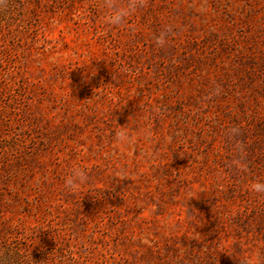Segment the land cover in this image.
<instances>
[{
    "label": "rangeland",
    "instance_id": "1",
    "mask_svg": "<svg viewBox=\"0 0 264 264\" xmlns=\"http://www.w3.org/2000/svg\"><path fill=\"white\" fill-rule=\"evenodd\" d=\"M100 3L0 0V264H253L264 0H144L118 28ZM139 105L160 111L152 142L117 144ZM233 126L244 172L228 166ZM72 165L89 174L74 193Z\"/></svg>",
    "mask_w": 264,
    "mask_h": 264
},
{
    "label": "clouds",
    "instance_id": "2",
    "mask_svg": "<svg viewBox=\"0 0 264 264\" xmlns=\"http://www.w3.org/2000/svg\"><path fill=\"white\" fill-rule=\"evenodd\" d=\"M143 2L144 0H127V2L124 3H121L120 0H101L99 7L103 12V23L117 28L125 25L126 22L129 21V18L134 16L137 10L143 6ZM170 32L171 28L165 26L153 37L154 46L157 48L164 47ZM122 71L128 72L129 70L125 68ZM218 92L219 89L213 88L209 93V98L211 95L218 94ZM138 112H141V116L136 126L135 135L124 129L123 126L113 131V139L117 144L130 146L137 140H141L145 144H150L152 142L153 130L151 121L160 115V111L155 108L151 110L146 108L142 109L139 105ZM241 135L240 128L236 126L227 128L224 131L225 145L232 154L228 166L244 172L247 170L248 163L246 159V150L243 141L240 139ZM88 182V170L79 165H72L64 176L62 188L67 192L74 193ZM247 187L248 190L258 198H264V179L254 180L249 183ZM240 264H248V260L240 261ZM253 264H264V256L253 257Z\"/></svg>",
    "mask_w": 264,
    "mask_h": 264
}]
</instances>
